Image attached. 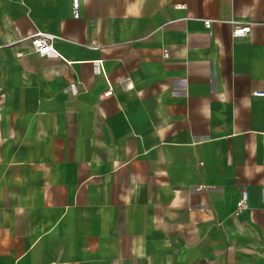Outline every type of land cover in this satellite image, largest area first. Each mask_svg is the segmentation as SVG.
Returning a JSON list of instances; mask_svg holds the SVG:
<instances>
[{
    "label": "crops",
    "instance_id": "0c3cea01",
    "mask_svg": "<svg viewBox=\"0 0 264 264\" xmlns=\"http://www.w3.org/2000/svg\"><path fill=\"white\" fill-rule=\"evenodd\" d=\"M231 20L254 23L233 37ZM36 30L60 58L17 41ZM254 91L264 0H81L78 17L72 0H0V264H234L264 247Z\"/></svg>",
    "mask_w": 264,
    "mask_h": 264
},
{
    "label": "built area",
    "instance_id": "2783aa9c",
    "mask_svg": "<svg viewBox=\"0 0 264 264\" xmlns=\"http://www.w3.org/2000/svg\"><path fill=\"white\" fill-rule=\"evenodd\" d=\"M81 0H72V16L78 17L79 16V8H80ZM183 6V5H180ZM217 20L213 19H205L204 24L206 28H210L212 23ZM230 23L232 24V36L233 37H245L247 36L250 31L251 27L254 22H242L239 20H231ZM58 38L53 33L44 32L41 30H36L31 34H26L21 36L17 41H30L33 49L39 53L41 56L49 57V58H60L61 55L58 50L55 48V40ZM96 47V45H94ZM21 53H19L20 55ZM164 57L169 56V52H164ZM113 90L110 88L109 90L105 91L102 95L104 97H108L112 95ZM254 95L256 96H264V91H254ZM249 207L248 201V192L245 188L241 189L240 191V198L237 202L236 206V214H240L244 212Z\"/></svg>",
    "mask_w": 264,
    "mask_h": 264
},
{
    "label": "rangeland",
    "instance_id": "374dc122",
    "mask_svg": "<svg viewBox=\"0 0 264 264\" xmlns=\"http://www.w3.org/2000/svg\"><path fill=\"white\" fill-rule=\"evenodd\" d=\"M250 239L249 247H234V251H237V256H232L234 264H238V261L239 264H264V247L258 240Z\"/></svg>",
    "mask_w": 264,
    "mask_h": 264
}]
</instances>
